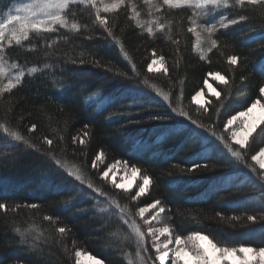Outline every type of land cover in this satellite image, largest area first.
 I'll return each instance as SVG.
<instances>
[{"label": "trees", "instance_id": "16d2710c", "mask_svg": "<svg viewBox=\"0 0 264 264\" xmlns=\"http://www.w3.org/2000/svg\"><path fill=\"white\" fill-rule=\"evenodd\" d=\"M13 1L16 0L0 3V13ZM229 11L237 16L242 11L249 19L231 26L228 30L221 29L217 32L215 38L220 47L208 54L210 63L201 60L199 54L193 50L195 36L187 31L191 26L190 9L166 10L165 22L170 21L171 31H157L155 37H150L129 19L130 4H126L120 12L111 14L109 24L113 33L122 40L131 62L136 65L140 74L134 80H127L114 76L113 72L120 71L134 76L130 63L122 57L119 48L110 42V38L106 39L107 34L103 29L92 22L90 10L80 6L77 19L88 27L82 28L79 34L69 33L67 30L48 34L57 41L51 48H47L43 41H37L35 50H26L27 42L25 48L14 46L8 49L10 62L26 67H42L44 63H49L52 67L34 76H27L22 85L11 94H5L3 100H0V122L6 120L11 126L17 127L42 151L48 150L42 137L47 135L53 138L57 152L60 153L61 149H64L63 154L78 163L97 186L117 197L122 205L127 204L133 218L142 227V221L135 215L138 206H145L155 199H160L167 205L166 213L171 217V226L176 233L183 235L200 230L210 234L215 240L228 244L243 242L262 246L264 235L261 234L260 222L253 225L246 219L238 222L228 219L221 221L217 217V213H222L225 217H244L245 214L264 212V200L260 198L257 189L252 184H242L238 178L239 172L248 171L243 165L237 169L225 164L207 171L200 170L194 176L180 175V169L173 165H190L193 161L189 158L194 152L200 151V148L181 147L179 138L164 139L161 134L163 126L174 121L145 120L143 123L129 124L126 118L111 116L114 109L131 103L133 95L140 97L151 109V112H143L141 116L170 112L167 102L150 88L143 86L144 78L165 92L170 91L173 99L182 87V106L185 111L204 124L216 123L218 131L228 116L253 101L258 95V86L264 83V76H261L257 67L258 63L264 60V52L260 49L259 41H246L259 35V30L264 29V16L260 14L259 8L253 10L251 6L245 10ZM145 14L142 10L141 20L146 17ZM253 27L256 31H247ZM153 51L157 57H165L169 69L167 76L163 70L147 71ZM233 54L244 58L240 65L234 68L229 66L226 60L228 55ZM97 59L103 67L93 63ZM72 60L76 63H72ZM107 68L112 71L106 70ZM210 70L220 71L229 77L234 73L236 78L230 89L216 85L218 91L223 89L221 100L224 107L219 121L214 116V108L220 102L214 97H211L212 104L207 105V113L191 100L203 87V80ZM241 76L247 79L241 80ZM229 90L231 96L225 99L224 93ZM100 96L106 100L111 98L113 101L112 106L103 112L101 106L106 100H100ZM94 102L95 106L89 107ZM33 123L37 125L35 133L28 131ZM262 129L264 125H261L251 138L245 151L247 156L251 157L260 147H264V135L260 134ZM84 131L89 133L85 138V145L74 144L72 137ZM59 136L64 139L61 141ZM214 147L208 145L204 155L210 158V164H221L223 153L214 151ZM101 150L105 153V158L102 163L97 162L98 171L91 167V163ZM116 161H127L130 167H139L143 175L153 177L154 182L147 196L139 201H132L128 197L130 194L126 196L100 178L104 166ZM230 173L237 175H229ZM189 180H196V183L189 184ZM173 181L177 182L172 183ZM213 184L217 185L216 189L210 187ZM72 188L73 185L60 175L47 172V166L40 153L31 149L24 150L22 144L8 151L0 149V201L6 202L10 209L7 213L0 210V264H11L15 258L22 255L21 248L16 244L19 238L12 231L13 222L21 227L35 223L44 230L46 242L40 245L43 251L39 256L24 257L29 264H72L73 240L76 241L77 247L87 249L102 259L104 264H122V248L133 253L134 258V241L130 239L121 243L120 236L110 237V233L117 231V218L113 216L109 219L107 215L95 214L93 200L81 198L70 210H63L61 202L67 199ZM32 203H37L40 207L11 210L13 205ZM77 208L85 211L77 212ZM45 214L58 217L57 224L43 220ZM57 225H67L71 232L61 237L55 230ZM251 228H255L256 232H250ZM120 232L128 233L129 230L124 226ZM146 239L147 255L152 256L154 260V250L149 237L146 236ZM6 241H11V244ZM65 244L67 252L64 249ZM105 244L111 245V248L106 249Z\"/></svg>", "mask_w": 264, "mask_h": 264}, {"label": "snow or ice", "instance_id": "6c2138e0", "mask_svg": "<svg viewBox=\"0 0 264 264\" xmlns=\"http://www.w3.org/2000/svg\"><path fill=\"white\" fill-rule=\"evenodd\" d=\"M5 2H8V0H0V3ZM143 2L148 6L150 19L147 21L141 20V12L131 0H16L15 4L0 14V100H3L6 93L11 94L13 90L22 85L26 75L31 77L52 67L49 63H44L42 67L36 65L26 67L16 62H10L8 49L14 46L25 48V42H27L28 47L26 50H35V42L37 41H43L47 48H51L57 41L48 34H56L61 30L79 34L82 28L87 29L88 27L87 25H82L77 19L80 6L90 10V14L93 17L92 22L103 29L107 34L106 39L110 38V42L119 48L122 57L130 63L134 76H129L127 73L120 71L113 72L114 76L127 80H134L140 74L136 69V65L131 62L122 40L114 35L109 24L110 15L120 12L126 4H130L129 19L135 22L136 27L145 30L150 37H155L157 31L161 33H165L166 30L171 31L170 21L165 22L166 10L190 9L189 20L191 26L188 27L187 31L195 36L193 50L199 54L201 60L209 63L208 54L213 49L220 47L219 41L215 38L217 32L221 29L228 30L231 26L238 25L241 21L249 19L242 11L237 16L229 10H245L248 6H251L253 10L259 8L260 14L264 16V0H143ZM156 13L160 15H156ZM200 20H209V22L201 24L198 23ZM241 31L243 32L244 30L242 29ZM247 31H256V29L253 27L247 29ZM49 40H51V43H49ZM256 41L260 42V49L264 52V29H260L259 35L251 37L246 42L254 43ZM174 42L179 43V41ZM242 59L244 58L235 54L226 57L227 64L232 66V68L239 66ZM80 62L83 63V60ZM72 63H76V61L72 60ZM93 63L98 67H103L98 59L94 60ZM257 67L261 76H264V60L259 62ZM161 68L164 75L167 76L169 69L166 66L165 57L163 55L157 57L156 52L153 51L151 62L147 65V71L159 72ZM106 70L112 71L111 68ZM235 79L234 73L229 77L220 71H208L206 78L203 80V87L191 97L192 102L199 105V109L207 113L209 109L206 105H211V97H214L216 101L220 102L214 108V116L219 121L224 103L221 100L223 89L218 91L217 87L223 85L225 88L230 89L231 85L235 83ZM240 79L245 80L247 77L241 76ZM142 84L167 102L170 112L141 116V113L151 112V109L146 103L142 102L140 97L133 95L131 103L114 109L111 116L126 118L129 124H139L145 122V120L158 122L174 121L163 126L161 134L164 139L179 138L181 147L200 148V151L194 152L193 156L189 158L193 161L190 165L185 167H181L179 164L173 165V167L180 169V175L194 176L200 170L207 171L210 168L224 166L225 164L229 167L235 166L237 169L240 165H243L248 171L239 172L238 178L241 179L242 184H252L257 189L260 198L264 200V147H260L259 151L251 155L250 159L254 162L253 164H249L245 159V150L249 147L250 138L253 137V134L256 133L261 125H264V83L258 86L256 98L246 107L238 109L234 114L228 116L219 131L216 123L204 124L185 111L182 106V87L179 94L173 99L170 91L165 92L156 84L150 83L147 78L142 80ZM214 84L217 87H214ZM205 90L210 96L206 101L202 102L205 97ZM224 96L225 99H228L231 96V91L225 92ZM100 100H106V98L100 96ZM112 104L111 98H107L106 102L101 106V112L111 107ZM94 106L95 102L89 105V107ZM28 131L35 133L37 125L35 123L31 124ZM225 134H227V138ZM260 134L264 135V129L261 130ZM88 135L89 133L84 131L82 134L73 136L72 142L83 146ZM42 139L43 143L48 146L47 151H42L17 127L11 126L6 120L0 122V146L16 148L22 144L24 150L31 149L40 153L49 174L60 175L69 184L73 185L67 199L61 202L63 210H70L81 198H87L94 201L95 214L100 216L107 215L109 219L113 216L117 218V231L110 233V237L120 236L121 243L131 239L135 245L134 258L133 253L128 252L127 249H120L122 264H148L149 261L151 264H156V262L158 264H264V245L253 246L243 242L228 244L215 240L210 234L200 230H194L182 235L176 233L173 226L169 224H164L163 226L153 225V221H156L157 217L166 211L167 205L163 204L160 199H155L145 206H138L135 215L142 221L144 226L142 227L133 218L127 204L122 205L117 197L104 192L101 187L97 186L78 163L69 160L63 154L64 149H61L60 153H58L56 147H54L53 138L44 135ZM59 139L62 141L64 137L59 136ZM208 145H214V151L223 153L221 164H210L208 162L210 158L204 155ZM2 154L8 155L7 153ZM104 158L105 153L102 150L99 151L95 155L91 167L98 169L97 162L102 163ZM257 165L258 168L256 167ZM118 166L123 168L125 174L130 171L133 179L139 178L140 183L135 186L136 191L132 192L131 185L117 183L113 176L111 179L112 185L125 193H131L130 199L132 201H139L141 197L148 193L150 186L154 182L153 177L148 174L140 175L141 169L135 166L130 167L127 161H116L107 166L106 170L100 172V178L107 181L109 173L113 172ZM229 175H237V173H230ZM176 182L173 181L172 183ZM220 182L223 183V180ZM187 183L195 184L196 180H189ZM210 187L216 189L217 185L213 184ZM20 207L37 209L40 205L37 203L13 205L11 210L16 211ZM0 210L7 213L10 209L6 202L0 201ZM76 211L83 212L85 209L77 208ZM217 217L221 221L228 219L238 222L246 219L247 222L253 225L260 222L262 224L261 234L264 235V212L245 214L244 217L237 215L225 217L222 213H217ZM42 218L54 225L57 224L59 219L47 214ZM13 223L12 231L19 238L16 244L21 248L22 255L15 258L11 264H29V261L24 257L39 256L43 251L40 245L46 242L44 230L35 223L27 224L25 227H21L16 222ZM124 226L127 227L129 232L122 234L120 229ZM232 226L235 227V225ZM55 230L61 237H65L71 232V228L67 225H57ZM249 231L255 233L256 229L251 228ZM146 236L151 238L152 247L155 249L154 260L152 256L147 255L148 249L146 245L148 240ZM161 237H165V240L161 241ZM6 243L11 244V241H6ZM104 247L110 249L111 245L105 244ZM64 249L66 252L68 251L66 244ZM71 259L72 264H104L102 259L87 249L77 247L75 240L72 241Z\"/></svg>", "mask_w": 264, "mask_h": 264}, {"label": "rangeland", "instance_id": "374dc122", "mask_svg": "<svg viewBox=\"0 0 264 264\" xmlns=\"http://www.w3.org/2000/svg\"><path fill=\"white\" fill-rule=\"evenodd\" d=\"M131 2L132 3H135L136 5H137V8L141 11V14H142V10L146 13L145 15H146V17L144 18V19H142V21H147V20H149L150 19V17L148 16V6L146 5V4H144V2H143V0H131ZM16 3V1H13L7 8H9V7H11L13 4H15ZM7 10V9H6ZM5 10V11H6ZM0 14H2V13H0ZM209 22V20H200V21H198V23H201V24H206V23H208ZM199 30V29H198ZM26 43V42H25ZM157 67H159V65H157ZM161 70H163L162 68H161ZM160 70V71H161ZM159 71V72H160ZM26 77H27V75H26ZM25 77V78H26ZM211 82V81H210ZM214 87H216V84H214L213 85ZM209 96H210V94L209 93H207V90H205V97L203 98V100H202V102L203 101H206L208 98H209ZM194 103V102H193ZM195 104V103H194ZM197 107H199V105H197V104H195ZM207 106V105H206ZM261 127V126H260ZM258 130V129H257ZM255 134V133H254ZM254 134H253V136H254ZM227 135V134H226ZM250 141H251V138H250ZM250 141H249V143H250ZM238 147V146H237ZM0 149L2 150V151H8L9 149H11V148H4V147H2V146H0ZM246 151V150H245ZM245 158H246V160H247V162L249 163V164H253L254 162H252L251 161V159H250V156H245ZM107 166H109V165H107ZM107 166H104V168L102 169V171L103 170H106V168H107ZM257 168H258V165L256 166ZM140 175H143L142 173H140ZM115 177V180H116V182L117 183H125L126 185H131L132 187H131V191L132 192H134V191H136V185L137 184H139L140 183V180H139V178H136V179H133V177H132V173L129 171V172H127L126 174H125V172H124V170H123V168L121 167V166H118L116 169H114L113 170V172H110L109 173V179L107 180V182H109L110 183V185L114 188V186L112 185V183H111V179H112V177ZM122 177H123V179H122ZM152 186V185H151ZM151 186H150V189H151ZM116 189V188H115ZM150 189H149V191H148V193L145 195V196H147L148 194H149V192H150ZM116 190H118V191H120V192H122V193H124V194H126V196L128 195V194H130L131 195V193H125L124 191H122V190H120V189H116ZM145 196H143V197H145ZM128 197H130L129 195H128ZM143 197H141L140 199H143ZM167 211H165L164 213H161L158 217H157V220L156 221H153V225H156V226H163L164 224H169V225H171V219H169V215L166 213ZM150 215V214H149ZM160 240L161 241H163V240H165V237H161L160 238ZM149 242H150V244H151V238L149 237ZM151 247H152V244H151ZM171 247V246H170ZM153 248V247H152ZM153 250H154V256H155V249L153 248Z\"/></svg>", "mask_w": 264, "mask_h": 264}]
</instances>
